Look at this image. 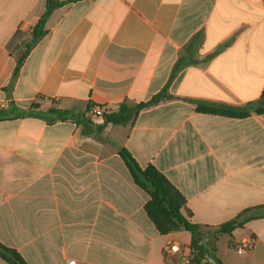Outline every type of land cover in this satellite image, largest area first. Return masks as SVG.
<instances>
[{
    "label": "crops",
    "instance_id": "1",
    "mask_svg": "<svg viewBox=\"0 0 264 264\" xmlns=\"http://www.w3.org/2000/svg\"><path fill=\"white\" fill-rule=\"evenodd\" d=\"M46 2L0 0V108L35 104L100 125L93 105L115 112L165 87L171 98L99 135L84 123L0 112V243L27 264H192V235L158 232L120 150L156 167L194 224L214 230L264 205V113L198 110L262 105L264 0L67 2L46 21L8 96ZM172 245L179 251L166 253ZM219 263L264 264V218L235 230L231 245L221 237L202 264Z\"/></svg>",
    "mask_w": 264,
    "mask_h": 264
},
{
    "label": "trees",
    "instance_id": "2",
    "mask_svg": "<svg viewBox=\"0 0 264 264\" xmlns=\"http://www.w3.org/2000/svg\"><path fill=\"white\" fill-rule=\"evenodd\" d=\"M69 1H54L47 0L46 11L40 18L32 32L31 40L24 47L21 56L17 61L12 81L8 87L4 89L8 96L13 88L18 73L32 47L44 36V26L52 12L66 4ZM171 96L167 93V87L161 92L152 97L147 102L132 105L125 101L120 104L115 112L104 113L103 123L95 125L86 121L84 114H78L73 111L51 108L47 111H42L35 104H32L27 111L22 110H7L0 108L3 112V117H20L34 114L46 122L53 124L58 122L70 121L74 123H84L88 127V133L100 134L105 126H126L132 123L138 113L143 109L150 108L160 102L170 99ZM261 106L252 108H233V107H218L214 105L201 106L198 108L200 112L222 115L231 118H244L250 115L251 112L257 114L264 113V90L260 99ZM120 155L130 170L135 183L144 190L149 200L145 205V211L149 219L153 222L160 234L166 235L173 232L187 231L192 235L190 244L191 262L192 264H202L206 257L216 250V245L221 237L229 238V244H232L233 232L237 229H242L244 226L253 220L264 218V205L250 207L243 210L234 219L223 223L216 229H211L208 226L198 225L191 222V211L187 207L185 197L176 189L170 181L154 166L149 165L145 168L140 167L126 149L120 150ZM0 257L9 264H27L21 255L14 249L8 248L0 243ZM221 264V263H219Z\"/></svg>",
    "mask_w": 264,
    "mask_h": 264
},
{
    "label": "built area",
    "instance_id": "3",
    "mask_svg": "<svg viewBox=\"0 0 264 264\" xmlns=\"http://www.w3.org/2000/svg\"><path fill=\"white\" fill-rule=\"evenodd\" d=\"M104 113H105L104 108L98 105H93L89 111L90 116L94 118H102ZM250 245H251L250 241H246L244 243L237 245L236 247L239 250H246L247 248L250 247ZM178 251H179L178 245H172L166 249V253H176ZM67 264H77V263L75 260L71 259V260H68Z\"/></svg>",
    "mask_w": 264,
    "mask_h": 264
},
{
    "label": "rangeland",
    "instance_id": "4",
    "mask_svg": "<svg viewBox=\"0 0 264 264\" xmlns=\"http://www.w3.org/2000/svg\"><path fill=\"white\" fill-rule=\"evenodd\" d=\"M222 243V242H221Z\"/></svg>",
    "mask_w": 264,
    "mask_h": 264
}]
</instances>
